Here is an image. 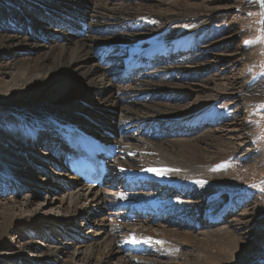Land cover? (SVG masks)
Returning a JSON list of instances; mask_svg holds the SVG:
<instances>
[{
    "label": "bare ground",
    "instance_id": "1",
    "mask_svg": "<svg viewBox=\"0 0 264 264\" xmlns=\"http://www.w3.org/2000/svg\"><path fill=\"white\" fill-rule=\"evenodd\" d=\"M25 3L26 7L22 12L24 17L25 13L32 15L31 23H35L32 21L33 16H36V20L41 17L42 21L45 20L44 22L53 24L52 26L55 24L63 26L62 33L65 36L55 38L56 35L50 34L48 31H40L38 28L35 30L26 23L20 28H9L3 31L10 36H0V54L10 53L9 62L0 65V149H3L0 154V195L9 193L15 198L21 196L26 203H29L31 196L39 194L41 190L48 193V191L61 189L63 195L59 198L60 203L68 207L73 206L77 199L89 196L90 207H92H89L88 210L100 208L101 214L115 215L112 207L124 203L129 209L135 211L136 208H139L140 211L146 209L149 213L146 219L148 222L165 216H170L165 222L167 226L172 225L175 219L179 222L183 220V223L193 221L192 216L200 210L199 204L194 201L196 191L201 189L211 194L216 188L218 189L217 186L227 176V170L224 169L225 165L217 161L223 153L229 154L233 145L231 146V142L224 139L208 136H199L197 140L196 138L175 139L170 143H165L164 135L168 130L180 134H190L196 131L197 125L201 124L202 126L204 122L198 123L194 120L202 115L205 122L223 121L225 119L223 116L227 115H218L211 111L210 107H206L211 104L203 102L202 105L195 107L196 109H190L186 115L180 114L174 117L175 115L171 114L178 107L171 102L164 103L155 98L157 95H159L157 98H160L161 95L166 97L169 94H161L159 93L160 89L156 90L150 87L153 83L149 79L154 78L139 79L137 85L134 84L130 88L123 89V86L118 85L122 80L120 76L118 79H113L107 74V71L102 67L104 59L115 60L119 57V69L122 72L125 65L145 64L151 62V58L167 53L171 57L175 56V49L170 46H166L156 54L154 52L159 49H150L151 46L163 44L164 37L157 36L156 39L150 40V37L142 36L139 37L141 40L138 42L136 40L129 42L132 36L128 32L139 27L142 23L140 21H149V15L135 13L136 15L141 14L140 21L129 20L130 18L123 14L125 13L123 10L126 11L128 4L121 3L118 5V10H114V8L108 9L99 0H41L39 2L29 0ZM4 4L5 2H1L0 6ZM171 5L177 7L175 2H171ZM187 8L193 15L209 13V11L215 12L214 7L204 6V2L200 4L188 3ZM35 9H37V13H40H33ZM22 12L19 14L23 15ZM177 12L180 11L177 10ZM19 14H17L18 17ZM80 20H84L88 24V32L85 34L76 33L81 25ZM15 23L16 19L13 25L11 22L8 24L12 27ZM137 23L138 25H136ZM11 29L21 35L11 34L13 33ZM143 39L145 40L144 46L141 43ZM43 42H47L48 45ZM26 47H35L37 51L41 52L35 57L27 56L23 51ZM181 51L183 50L178 49L177 52ZM152 55L153 57H151ZM161 73L164 74V72H160L155 77ZM102 75L103 79H100ZM6 76L9 81L4 79ZM98 81L101 83L99 84ZM210 89L217 90V88ZM149 97L156 100L143 102V105L137 103L139 101H132V99L144 100ZM204 107L206 109L196 115ZM193 109H195L194 113H192ZM192 121V126L189 129H183ZM67 124L82 127L93 136L99 135L108 142L120 144L119 152L112 164L115 163L124 169L122 174L117 175L114 180L116 182L118 178H121L127 189L133 190L138 196L137 201L129 199L126 193L111 195L104 187L94 189V185L90 183H75L73 181L77 178L69 173L67 174L71 177L70 181L63 178H51L46 174L45 166L47 164H60V161H57L55 156L47 154L46 151L37 149L40 144L38 138L43 134H55ZM231 131L232 129L229 130L228 135L233 138ZM234 138L239 137L235 136ZM168 139L166 138V140ZM1 141H7L11 145L16 144V147H19L20 157L18 160H15L9 149L4 148ZM211 142H214V145H211ZM57 143H61L60 139H57ZM54 145H52V149H54ZM209 145L216 149L211 153H215L213 156L207 154L205 147ZM157 151L165 156L163 158L155 156L154 153L156 152L157 155ZM38 153L42 156H39ZM60 170L65 171L63 167ZM153 181L164 182L171 189H177L178 194L185 196L183 204H170L176 199L168 200L166 198L164 201L146 191L144 189L146 183ZM217 198V195L211 194L203 209V213L206 215L203 219L209 217L210 221L200 223L201 216H198L192 224H195L196 229L205 228L202 233L205 238L198 240L193 238L189 232L181 233L182 242L190 244V240L193 238L194 244L200 243L194 253H189L192 254V258L196 256L197 258H194L196 260H192L191 263L184 261L182 264H219L222 261L237 264L234 258L239 254L238 249H246L245 242L243 243L242 239H239L240 237L233 238L232 235L235 232L233 227L224 226L222 228L220 224L223 222L221 220L227 218L231 208L236 210L251 200L240 197L231 205L224 207L228 196L223 197L224 200L221 202H215ZM8 200L14 202L12 198L5 202L0 201V242H3L4 235L10 229L22 225L21 218L14 214L17 208L12 204L9 205ZM105 204L110 205V208L107 206L104 208ZM155 208H158L157 212L154 211ZM190 210L192 212H189ZM81 214L84 215V212ZM252 214H246L237 223L241 227H247V224L253 222L255 223L254 230L262 235L264 233L263 215L256 211ZM94 216L90 213L88 217L95 219ZM27 219V225L32 230L30 235L36 233L33 232L35 230L46 231L52 228L50 223L37 220L32 216ZM112 228L109 227L108 235L103 231L104 237L107 239L106 242L110 243L109 248L106 243L107 255H111L112 251L116 250L115 246H118L116 238L121 226ZM161 229L162 234L157 236H152L147 229L143 230L140 227L135 231L130 230L126 234L130 240H134L138 255L152 253L157 256L160 251L171 257L179 250L176 248L184 246L171 241V235H174V238L180 236L178 232H175V229L166 227ZM96 242L98 240L92 244ZM218 242L228 245L227 247L230 249L232 247L233 252L231 253L235 254L226 252L216 255L212 253L211 255L210 251L202 250L206 243H210L217 249L214 245ZM194 244L192 243V245ZM62 245L52 247L41 254L38 263H54L55 255L64 250ZM235 246L238 249H235ZM181 252L180 250L178 255H181ZM201 252L204 254L203 256H200ZM91 257V255L87 256L88 259ZM87 258L85 260L88 261ZM183 260H187V258L185 257ZM218 260L220 261L218 262ZM121 264H130V260L124 258Z\"/></svg>",
    "mask_w": 264,
    "mask_h": 264
},
{
    "label": "rangeland",
    "instance_id": "2",
    "mask_svg": "<svg viewBox=\"0 0 264 264\" xmlns=\"http://www.w3.org/2000/svg\"><path fill=\"white\" fill-rule=\"evenodd\" d=\"M24 1L28 2L29 0ZM24 1H0V3L5 2L4 5L0 6V36H10V34L3 31L9 28H20L25 25L24 23L35 30L39 28L40 31H48L50 34L56 35L55 38L65 36L62 33L63 27L52 26L53 24L44 22L45 20L42 21L41 17L38 18L39 20H36V16H33L34 19L32 18V21L36 24L31 23L30 19L32 15L29 14V17L28 13H25L26 16L24 17L22 12L26 7ZM35 1L39 2L41 0ZM99 1L108 9L114 8V10H118V5L121 3L128 4L126 11L123 10L125 12L123 14L126 15L125 17L130 18L129 20L137 19L139 22L142 13L150 16L149 21H140L142 23L139 27L142 28L137 27L136 29H132V32H128L132 36L129 42L134 40L138 42L141 40L139 37L142 36H148L150 40L156 39L159 36L164 37V43L150 47V49H159L154 54L160 52L166 46L175 49V56L171 57L168 54V61L157 62L147 70L150 73L146 77L147 79L154 78L152 80L149 79L153 83H151L150 87L156 90L160 89L161 92L159 90L158 92L161 94L166 93L170 95H166L165 97L160 94L161 97L157 98L159 96L157 95L156 99L164 103L171 102L174 106L178 107V109L173 110L171 115H175L174 117L180 114L186 115L190 109L200 106L203 102L211 104V106L206 107H210L211 111L216 112L218 115H227L223 116L225 117L223 121L217 120L216 122H205L202 115L194 120L198 123L204 122L202 126L198 124L197 128L195 125L196 131L190 134H178V132L169 133L168 130L167 133L169 135L165 134L164 139L165 143H170V141L175 139L196 138L197 140L199 136H208L231 142V146L233 145L232 151L229 154L223 153L219 161H217L225 165L224 169L227 170V176L217 186L218 189L216 188L211 194L218 196V201L216 200L215 202H221L224 200L223 197L228 196L224 207L231 205L236 199H240V197L253 200L252 202L250 201L251 203L248 201L238 209L230 211L225 219L226 221L224 220L220 225L222 228L224 226L233 227L235 230L232 235L233 238L238 239L240 237L239 239H242L243 243L245 242V250L238 249L235 246V249L239 250V257L234 258L237 264H264V233L259 235L254 230L255 223L253 222L247 224V227H241L237 223L246 214H252L255 211L260 212L264 218V0ZM171 2H175L177 7H173ZM202 2H204V6H208L209 8L214 7L215 12L211 13L209 11V13L193 15L187 8L188 3L200 4ZM177 10L180 12H177ZM21 12L23 15L19 14ZM33 13H37V9ZM135 13L141 14L136 15ZM17 14H19V17ZM15 19V25L10 27V22L13 25ZM129 20L128 22H130ZM11 32H13L11 34L21 35L20 33H15L12 29ZM144 39L141 42L143 46L145 45ZM43 43L48 45L47 42ZM183 48L187 50L177 52L178 49L181 50ZM23 51L27 56L31 57L38 56L41 52L37 51L35 47H26ZM9 55L10 53L0 54V65L9 62ZM119 59L118 57V59L112 61H102V67L107 71L109 76L116 75ZM160 72H164V74L161 73L162 75L160 74L155 77ZM141 74L135 73L129 79L124 80L123 83L120 81L118 85L123 86V89L130 88L134 84L137 85L138 80L144 78ZM4 79L9 81L7 76ZM100 79H103V75ZM98 83L100 84L101 82L98 81ZM162 84L163 86H161ZM210 88H217V90L213 91ZM155 98L149 97L144 100L132 99V101H139L137 103L143 105V102H153ZM206 107L200 109L196 115L206 109ZM195 109L192 110V113H194ZM192 123L193 121L183 129H189ZM230 129H232L231 134H233V138H230L228 135ZM235 136L239 138H234ZM166 138L169 139L166 140ZM1 144L4 145L5 149H9L13 153L15 160H18V157H20L18 153L20 152L16 144L11 145L7 141H1ZM210 144L214 145V142ZM211 145L205 148L207 149V154L213 156L215 153H211L215 152L216 149ZM37 149L40 150L39 147ZM2 151L3 149H0V154ZM154 155L161 158L165 156V154L160 152L157 155L155 152ZM39 156L42 155L39 154ZM45 167L46 174L51 178H63L66 181H70L71 177L67 174L68 172L57 170L50 165H46ZM73 182L77 183L78 181L75 180ZM120 184L122 187L121 192L129 193L128 197L131 199L136 198L133 191H125V185L122 182ZM149 186V192L158 194L160 197L172 200L176 199L178 203L173 204L181 205L185 201L182 194H178L177 189H171V187H168L164 183L151 184ZM104 188L111 194H116L118 191L107 186H104ZM208 193L201 189L196 191L194 201L200 207L198 211L200 214L198 216H204L202 212L211 195ZM62 195L63 191L61 189L52 192L48 191V193L41 190L39 194L31 196L29 203H26L21 196L15 198L9 193L0 195V201L2 202H5L9 198L14 200V202L8 200L7 203L17 208L14 214L21 218L22 221V225L10 229L4 235L3 242H0V264H39L38 260L41 254L47 252L52 247L55 248L62 244L64 250L55 255V261L52 264H121L124 258L130 260V264H182L184 261H190L191 263L197 257L194 256L192 258V254L189 253H194V250L200 244L199 242L194 244L192 242L193 238L198 240L205 238L202 234L205 228L199 227L196 229L192 225L194 221H186V223L175 221L172 225L167 226L165 222L160 221H155L152 224V222L146 220L147 217L139 215L132 222L119 223L115 221L112 214H101L102 212H99L100 208H93L92 211L88 210L91 203L89 196L77 199L73 206L68 207L60 203L59 198ZM83 212L84 215L81 214ZM189 212L192 211L190 210ZM90 213L95 215L94 217L96 218L89 219ZM30 216L45 223H50L52 228L46 231L43 229L35 230L33 232L36 233L30 235V231L32 230L27 225V218ZM192 217V220H195L197 214L194 213ZM200 219L203 218L200 217ZM168 222L167 224L170 223ZM119 226L121 228H119L120 231L116 238V245L118 243V246H115L116 250H113L111 255H107V239H105L103 231L108 235L109 227L113 229L112 227L116 228ZM139 227L143 230L147 229L148 233L152 236L161 235V228L163 227L175 229V232H178L180 236L174 238V235H171V241L184 247L176 248L177 250L179 249L178 251L174 248L177 254H172L173 256L171 255V257L160 251H158L159 255L157 256L152 253L138 255L134 240H130L126 233L130 230L135 231ZM96 230L97 233L100 232L99 235L95 233ZM22 231L25 233H21ZM188 232L193 236L190 244L182 242L181 238V233ZM97 240L98 242L92 244ZM107 244V248H109L110 243L108 242ZM214 246L217 249L212 247L210 243H206L202 250L210 251L211 255L212 253L216 255L226 252L228 254H235L231 253L233 252L232 247L230 249L227 247L228 245L222 242H218ZM180 250L183 253L181 252V255H178ZM88 255L92 257L88 259ZM203 255L201 252L200 256ZM184 256L187 260H183ZM86 258L88 261L85 260ZM224 263L222 261L219 264Z\"/></svg>",
    "mask_w": 264,
    "mask_h": 264
},
{
    "label": "snow or ice",
    "instance_id": "3",
    "mask_svg": "<svg viewBox=\"0 0 264 264\" xmlns=\"http://www.w3.org/2000/svg\"><path fill=\"white\" fill-rule=\"evenodd\" d=\"M246 43H249V42H246ZM157 174H160L159 172H157Z\"/></svg>",
    "mask_w": 264,
    "mask_h": 264
}]
</instances>
